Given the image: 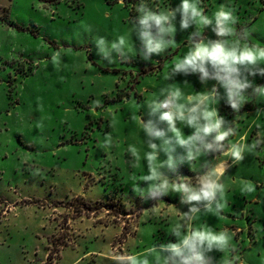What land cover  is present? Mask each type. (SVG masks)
<instances>
[{"label":"rangeland","instance_id":"1","mask_svg":"<svg viewBox=\"0 0 264 264\" xmlns=\"http://www.w3.org/2000/svg\"><path fill=\"white\" fill-rule=\"evenodd\" d=\"M139 2L0 0V264H116L122 255L142 258L152 244L175 242L170 225L177 208L187 212L189 205L175 194L142 200L133 191L137 184L147 187L142 177L148 174L149 149L140 118L147 123L145 101L169 84L187 96L216 82L202 83L198 74L164 78L188 50L195 30H179V14L174 48L149 60L130 49L128 60L107 61L95 38L126 35ZM146 2L164 10L181 0ZM200 4L209 17L220 4L231 7L239 18L237 30L247 28L250 43L264 46L263 0ZM201 30L217 39L211 26ZM131 40L138 53L143 45L136 32ZM251 79L264 85V76ZM217 107L227 121H235L232 142L251 144L258 131L264 134V101L246 103L239 113L224 99ZM151 119L167 127L159 114ZM130 146L137 150L135 166ZM262 149L246 152L240 162L220 158L226 161L224 207L219 216L202 214L196 222L228 230L230 249L211 253L219 264L222 257L234 258V264H264ZM182 152L177 148L173 156ZM160 159L167 157L160 153ZM205 159L217 163L215 156L201 162ZM176 167L179 175H195L187 162Z\"/></svg>","mask_w":264,"mask_h":264},{"label":"clouds","instance_id":"2","mask_svg":"<svg viewBox=\"0 0 264 264\" xmlns=\"http://www.w3.org/2000/svg\"><path fill=\"white\" fill-rule=\"evenodd\" d=\"M135 12L138 15L129 19L130 28L126 35L111 41L102 36L95 38L100 52L110 64L116 63V58L128 60L130 49L149 60L152 54L160 55L174 48L179 14V30L190 27L195 30L188 38V50L174 60L164 78L169 81L179 74H198L202 83L208 80L216 83L210 90L187 96L182 88L172 83L145 101L149 119L145 123L140 118V123L144 143L149 149L144 154L148 174L142 177L147 187L137 184L133 191L142 200L149 197L159 200L175 194L180 197L181 204L189 205V209L182 212L177 208L178 218L169 228V236L175 242L160 243L159 247L152 244L142 258L134 254L122 255L116 264H219L211 253H225L230 249L228 230L216 231L212 226H198L196 222L202 214L219 216L224 207L220 196L224 189L221 176L225 169L222 165L226 161L220 158L229 157L234 163L242 161L246 152L262 148L264 134L258 131L251 144L232 142L230 138L237 134L235 121H227L217 105L224 99L234 112L239 113L246 103L264 101V85H257L251 79L256 75L264 76V46L259 42L250 43L247 28L237 30L239 18L225 4H220L211 17L201 7L200 0H181L175 8L164 10L150 7L146 0H140L135 5ZM210 26L217 37L215 40L206 38L201 30ZM133 32L138 34L143 45L138 53L131 40ZM112 52L117 54L115 58L111 56ZM57 57L58 54L53 56V63L57 62ZM156 114L166 128L157 127L151 119ZM256 127L259 129L260 125ZM184 128L190 130L188 134ZM155 140L161 143L157 144ZM177 148L183 152L173 156ZM128 152L135 166L137 150L130 146ZM160 153L167 159L161 160ZM210 155L215 156L217 163L207 159L201 162L202 157ZM184 162L195 173L194 177L178 174L176 165ZM222 264H234V258L222 257Z\"/></svg>","mask_w":264,"mask_h":264},{"label":"trees","instance_id":"3","mask_svg":"<svg viewBox=\"0 0 264 264\" xmlns=\"http://www.w3.org/2000/svg\"><path fill=\"white\" fill-rule=\"evenodd\" d=\"M263 2H264V0H263Z\"/></svg>","mask_w":264,"mask_h":264}]
</instances>
